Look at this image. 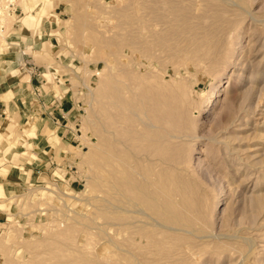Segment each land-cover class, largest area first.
<instances>
[{"label":"rangeland","instance_id":"374dc122","mask_svg":"<svg viewBox=\"0 0 264 264\" xmlns=\"http://www.w3.org/2000/svg\"><path fill=\"white\" fill-rule=\"evenodd\" d=\"M168 1L14 0L16 12L2 16L0 69L12 72L2 61L24 50L43 64L34 71L42 88L73 92L75 108L66 158L50 177L11 195L0 184V264H264V0H173L185 9L175 10L180 20ZM158 6L167 19L156 18ZM171 17L188 25L179 30ZM28 127L0 126L3 176L9 149L35 136ZM112 146L154 160L144 162L152 173L169 168L163 187L192 234L158 246L137 238L146 244L138 256L122 235L114 242L123 249L113 246L108 205L122 190L108 181L122 165Z\"/></svg>","mask_w":264,"mask_h":264},{"label":"crops","instance_id":"0c3cea01","mask_svg":"<svg viewBox=\"0 0 264 264\" xmlns=\"http://www.w3.org/2000/svg\"><path fill=\"white\" fill-rule=\"evenodd\" d=\"M11 45V49H21L18 42ZM17 53L15 50L10 51L13 56L2 61L3 65H10L12 72L0 69V126L7 129L12 119H17L18 125L28 124V130L35 136L27 137L26 140L20 138L15 147L18 152L12 151L14 147L12 150L10 148L7 159L4 158L7 166H11L7 176L0 174V184L5 195L23 190L27 182L36 184L43 178L48 179L58 164V159L66 158L69 146L67 141L72 134L69 130L70 123L75 108L72 101L73 92H56L54 88L43 89V84L38 83L41 79L39 74L34 76L35 69L43 64L33 62L24 50L19 57L16 56ZM20 66L29 69H25V72L18 71ZM25 142L30 147L25 146ZM20 153L30 155L21 165H14L13 157ZM0 215L1 220L7 217L6 212H0Z\"/></svg>","mask_w":264,"mask_h":264},{"label":"bare ground","instance_id":"6f19581e","mask_svg":"<svg viewBox=\"0 0 264 264\" xmlns=\"http://www.w3.org/2000/svg\"><path fill=\"white\" fill-rule=\"evenodd\" d=\"M2 6H0V21H2V16L6 15L7 13V10L8 8L10 7V3H13L14 0H0ZM3 1V2H2ZM173 1V0H172ZM172 1H168V3H170L172 6L171 9H174L171 13L173 15L174 18L177 17V14L179 13L178 10L181 9L180 6H178L177 4H172L174 2ZM191 2V1H190ZM178 3V2H177ZM127 6V5H126ZM160 6H158L157 8L160 10L159 12H161V7L159 8ZM170 7V6H168ZM227 7V6H226ZM2 8V9H1ZM153 8V7H152ZM155 8V7H154ZM183 8V7H182ZM188 8V7H187ZM158 9L155 8V16L157 19H160L161 18H166V17H162L161 14H164L163 11L158 14ZM170 9V11H171ZM192 9V8H191ZM130 10V9H129ZM175 10L178 12H175ZM182 10V9H181ZM185 9L183 8V11ZM190 10V9H189ZM220 10V9H219ZM27 11V10H26ZM188 11V10H187ZM218 11V10H217ZM190 12V11H189ZM187 12V13H189ZM206 12V11H205ZM154 13V12H153ZM181 13V12H180ZM184 13V12H183ZM192 13V11H191ZM127 14L126 16H128L130 18V14L128 13H125ZM168 14V13H167ZM7 15H9L7 13ZM11 15V14H10ZM171 15V14H170ZM169 15V16H170ZM182 15V14H181ZM180 15V16H181ZM188 15V14H187ZM187 15L183 16L184 18L187 17ZM218 15V14H217ZM168 16V15H167ZM179 16V15H178ZM179 16V17H180ZM190 17V15H188ZM193 16V15H192ZM27 17V16H26ZM194 17V16H193ZM220 17V16H219ZM32 18V17H30ZM171 17V20L174 19ZM182 18L181 20V24L178 23L179 21H177L176 19H179L180 18H176L174 19L178 24L179 26V30H181L182 28H185V23L188 22L187 19H184ZM167 19V18H166ZM184 19V20H183ZM201 19V18H199ZM227 19V18H226ZM164 20V19H162ZM173 20V21H174ZM186 20V21H185ZM192 20V19H191ZM213 20V19H212ZM220 20V18H219ZM223 21V20H222ZM167 22V21H166ZM239 22V21H238ZM164 24H165V21H164ZM177 24V25H178ZM187 24V23H186ZM191 24V23H190ZM222 24V22H221ZM227 24V23H225ZM155 26V24H153ZM172 25V24H171ZM188 25V24H187ZM220 25V24H219ZM224 25V24H223ZM169 27V26H168ZM176 27V26H175ZM204 27V26H203ZM220 27V26H219ZM191 28V27H190ZM205 28V27H204ZM204 28L201 30L203 32ZM218 29V26L216 27ZM229 28V27H228ZM167 29V30H166ZM165 30L168 31V28H166ZM176 29V28H175ZM193 29V28H192ZM208 29V28H207ZM215 29V28H214ZM225 29V27H224ZM224 29L222 28L223 32H224ZM130 30V29H129ZM197 30V29H195ZM211 32H212V35L214 34L213 32V28L210 29ZM210 30H208L210 32ZM219 30L221 31V29L219 28ZM228 30V29H227ZM131 31V30H130ZM170 31V30H169ZM168 31V32H169ZM175 31V30H174ZM183 31H185L183 29ZM201 31H199L201 33ZM215 31H218V30H215ZM137 32V31H136ZM152 32V31H151ZM173 32V30L171 31ZM197 32V31H196ZM207 32V31H206ZM210 32V33H211ZM219 32V31H218ZM223 32L221 31L220 34L222 33L223 35ZM208 33V32H207ZM164 34H165V31H164ZM175 34V33H173ZM177 35V33H176ZM185 35V34H184ZM193 36L189 37L188 39V42H191L194 40V36H196V38H198L197 36L199 35H196L195 32L192 34ZM222 35H220L221 37L220 38H223ZM225 36V35H224ZM160 37V36H158ZM182 37V36H181ZM219 37V35L217 36ZM216 37L214 38H211V39H214L215 40ZM175 39V38H174ZM181 39V38H180ZM184 39V38H183ZM202 39H208V38H203ZM210 39V38H209ZM208 39V40H209ZM210 39V40H211ZM224 39V42L226 41V38H223ZM222 39V40H223ZM176 40V39H175ZM184 40H187L186 38ZM198 40V39H197ZM202 40V41H203ZM207 40V41H208ZM219 38L214 41V44H217L219 41ZM220 40V41H222ZM178 41V40H177ZM176 41V42H177ZM200 41V40H198ZM201 41V42H202ZM205 41V40H204ZM213 41V40H212ZM208 41V43L206 42V44H210L212 42ZM217 42V43H215ZM223 42V41H222ZM221 42V44H222ZM192 43V42H191ZM189 43V44H191ZM197 44V42H194ZM199 43V42H198ZM202 44V43H201ZM205 44V45H206ZM220 44V45H221ZM195 45V44H193ZM199 47H203V45H200L198 44ZM198 45L196 46H193V47H196V49H198ZM224 45V44H223ZM173 48H174V45H172ZM172 46H169V47H172ZM178 46V45H177ZM209 46V45H207ZM213 45H211V48H212ZM205 47V46H204ZM216 47V46H215ZM182 48V47H181ZM185 48V47H184ZM214 48V46H213ZM187 49V48H186ZM195 49V51H196ZM201 50H204L205 48H200ZM206 49H209L210 50V47L209 48H206ZM206 49L202 52L205 53ZM215 49V48H214ZM213 49V51H214ZM201 50H198L196 51L197 53ZM218 50V49H217ZM192 51H194L192 49ZM191 51V52H192ZM212 51V50H210ZM210 51H207L206 54ZM196 52H192V54H194L196 57L198 56ZM189 53H190V50H189ZM203 53V54H204ZM209 53L207 55H209ZM215 53V52H214ZM191 54V53H190ZM199 54V53H198ZM212 54V52H211ZM210 54V55H211ZM206 55V56H207ZM209 55V57H210ZM214 55V54H213ZM212 55V56H213ZM216 55V53H215ZM194 56L195 59H198V57L196 58ZM204 57V58H208L207 57ZM175 57V56H174ZM201 57H202V54H201ZM200 57V58H201ZM203 59V58H202ZM175 60V59H174ZM163 80V79H162ZM111 83V82H110ZM115 84V83H114ZM170 92V91H169ZM114 93V92H113ZM118 93V92H117ZM158 94V93H157ZM121 101V100H120ZM113 102V101H112ZM154 102V101H153ZM114 103V102H113ZM123 103V102H122ZM118 104V103H117ZM131 107V106H130ZM118 108V107H117ZM133 108V107H132ZM128 109H130L128 107ZM156 109V108H155ZM168 109V108H167ZM116 111H118V109H115ZM132 110V109H130ZM145 110V109H144ZM127 111V110H126ZM122 113V112H121ZM169 114V113H168ZM121 115V114H119ZM159 115V114H158ZM116 116V115H114ZM179 116V115H178ZM121 118V117H120ZM118 119V118H116ZM123 119V118H122ZM128 119V118H127ZM121 120V119H119ZM122 121V120H121ZM152 125V124H151ZM146 132V131H145ZM122 134V133H121ZM122 136V135H121ZM114 137V135H113ZM145 137V136H144ZM139 138V137H138ZM118 138L114 139L115 141L117 140ZM112 140V138H111ZM182 140V139H181ZM121 141V140H120ZM155 141V140H154ZM112 142V141H111ZM125 142V141H124ZM133 142V141H131ZM130 142V143H131ZM142 142V141H141ZM138 143V142H137ZM114 144V142H113ZM120 144V143H119ZM123 144V142H122ZM101 145V144H100ZM106 145V144H105ZM124 146V145H123ZM148 146V145H147ZM151 146V145H150ZM130 147V146H129ZM128 146H126V149L124 151H118V150H115V147H111L112 149H110L109 151L111 152H107V153H110L111 157H115L117 158V160H119L118 162L121 163L120 165H122V169L119 172L120 174V179H118V174L112 172L111 174V177H110V182L108 181V183H111V189H112V192L113 193H117V190L116 189H119L121 188V197L122 198H119V199H116L114 198V196L112 197V200H110L109 202V205H108V220H107V226H108V233L112 232L110 235H108V240H110L113 244V246H115V248H122L120 247L118 244H116L114 238H117L116 236L118 235H122V237H125V241L128 242L127 244L129 246H132V245H136L137 248L136 252H138V254L136 256H138L139 254L141 255L142 251H143V248H145V243L142 244L139 243L137 244V238H139L140 240L141 239H144L146 238L148 240V244L150 246H153L154 245H157L159 243V240L162 239H170L172 238V240H176V238L178 237L176 234L177 233H182V234H192V232L195 230L193 229H189V228H182L181 226H179L178 224V218H177V214H176V211H177V208L179 207L178 204H175V201H173V198H172V195H171V190L168 189V188H165V186L163 187V184H166L168 183V179H167V175L169 174V172H165V170L167 169H163V170H153L154 173H152V170L151 168H153V165H154V160L150 161L148 160L147 158L143 157V156H140V153L139 155L137 154H132V152L129 149ZM120 149V148H119ZM133 150V149H132ZM138 150V149H137ZM143 151V150H142ZM180 151V150H179ZM135 152V151H134ZM137 152V151H136ZM139 152V151H138ZM109 155V154H108ZM114 158V159H115ZM120 158V159H119ZM178 158V157H177ZM113 159V160H114ZM170 159V158H169ZM146 162L147 165H149L150 163H153L151 164V168L150 166H146V164L144 163ZM157 162V161H156ZM159 162V161H158ZM111 163V162H110ZM115 163H116V160H115ZM113 165V164H112ZM113 167V166H112ZM167 167V166H166ZM165 168V167H164ZM113 170V169H112ZM169 170V168L167 169V171ZM115 171V170H114ZM156 173V174H155ZM165 175V176H164ZM170 176V175H169ZM168 176V177H169ZM180 177V176H179ZM172 178V177H171ZM175 178V177H173ZM123 179V180H122ZM170 181V180H169ZM190 181V180H189ZM175 182V181H174ZM184 182V181H183ZM182 182V183H183ZM181 183V182H180ZM181 183V184H182ZM110 185V184H109ZM175 185V184H174ZM170 186V185H169ZM176 187L178 186V183L177 185H175ZM180 186V185H179ZM182 186V185H181ZM191 186V185H190ZM118 187V188H117ZM179 188L178 187V191H179ZM185 188V187H184ZM182 190V189H181ZM185 190V189H184ZM183 190V191H184ZM111 193V194H113ZM181 193V191H180ZM117 196V195H116ZM183 196V195H182ZM178 199V198H177ZM185 199V198H184ZM180 200V199H179ZM191 199H189L188 201H190ZM186 201V200H185ZM183 202V201H182ZM188 203V202H187ZM259 203V202H258ZM183 205V204H182ZM263 205V204H262ZM261 206V205H259ZM188 207V206H187ZM180 208L183 209V207L181 206ZM191 208V207H190ZM200 209V208H199ZM192 210V209H191ZM182 212V211H180ZM184 212V211H183ZM182 212V213H183ZM202 212V211H201ZM118 213L120 214V216H118ZM194 213V212H193ZM183 215V214H182ZM124 216V217H123ZM139 216H142L144 217L143 219L139 218ZM173 216H176V217H173ZM188 216V215H187ZM185 217V215H184ZM186 218V217H185ZM188 218V217H187ZM190 219V218H189ZM189 222V221H187ZM194 224V223H192ZM150 228V229H149ZM194 228V226H193ZM181 234V235H182ZM161 236V237H159ZM207 236V234H206ZM181 237V236H180ZM183 237V235H182ZM203 237V236H202ZM205 237V236H204ZM199 238V237H198ZM171 240V241H172ZM115 241V242H114ZM142 241V240H141ZM175 242V241H174ZM243 242V241H242ZM195 243V242H194ZM199 243V242H198ZM221 243V242H219ZM125 244V243H124ZM126 244V245H127ZM161 244V243H160ZM170 244V243H169ZM228 244V243H227ZM226 244V245H227ZM149 246V247H150ZM158 246V245H157ZM224 246V245H223ZM156 247V246H155ZM163 247V246H162ZM229 247V246H227ZM131 248V247H130ZM130 248H127L126 249V252L128 253H132V249ZM160 248V247H159ZM221 248V247H220ZM232 248V247H231ZM123 249V248H122ZM163 249V248H162ZM180 249V248H179ZM240 249V248H239ZM226 250V249H224ZM135 251V250H134ZM148 253V252H147ZM159 253V252H158ZM145 254V253H144ZM134 255V252L133 254ZM148 255V254H147ZM135 256V255H134ZM135 256V257H136ZM143 257V256H142ZM137 259V257H136ZM148 263L152 260L149 261V259L147 260ZM179 262V261H178ZM152 264V263H151Z\"/></svg>","mask_w":264,"mask_h":264},{"label":"built area","instance_id":"2783aa9c","mask_svg":"<svg viewBox=\"0 0 264 264\" xmlns=\"http://www.w3.org/2000/svg\"><path fill=\"white\" fill-rule=\"evenodd\" d=\"M8 9H9V12H16L17 7H14V3H10V7Z\"/></svg>","mask_w":264,"mask_h":264}]
</instances>
